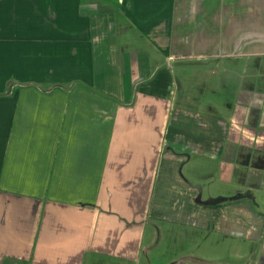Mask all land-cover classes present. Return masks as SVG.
Returning <instances> with one entry per match:
<instances>
[{"label": "crops", "instance_id": "1", "mask_svg": "<svg viewBox=\"0 0 264 264\" xmlns=\"http://www.w3.org/2000/svg\"><path fill=\"white\" fill-rule=\"evenodd\" d=\"M92 259L264 264V0H0V264Z\"/></svg>", "mask_w": 264, "mask_h": 264}, {"label": "rangeland", "instance_id": "2", "mask_svg": "<svg viewBox=\"0 0 264 264\" xmlns=\"http://www.w3.org/2000/svg\"><path fill=\"white\" fill-rule=\"evenodd\" d=\"M163 240H157L156 244H163ZM161 247V246H160ZM160 254H161V251H160ZM83 264H86L85 262ZM88 264H112V263H107L105 261H102V260H98V259H92Z\"/></svg>", "mask_w": 264, "mask_h": 264}]
</instances>
